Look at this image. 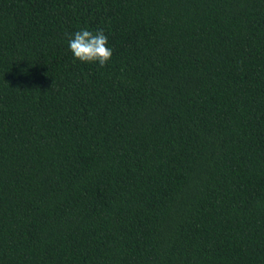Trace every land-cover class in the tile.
<instances>
[{"label":"trees","instance_id":"16d2710c","mask_svg":"<svg viewBox=\"0 0 264 264\" xmlns=\"http://www.w3.org/2000/svg\"><path fill=\"white\" fill-rule=\"evenodd\" d=\"M0 264H264V0H0Z\"/></svg>","mask_w":264,"mask_h":264},{"label":"clouds","instance_id":"9594fccd","mask_svg":"<svg viewBox=\"0 0 264 264\" xmlns=\"http://www.w3.org/2000/svg\"><path fill=\"white\" fill-rule=\"evenodd\" d=\"M67 45L73 58L81 63H96L103 67L113 55L109 37L103 29L78 28L68 34Z\"/></svg>","mask_w":264,"mask_h":264}]
</instances>
